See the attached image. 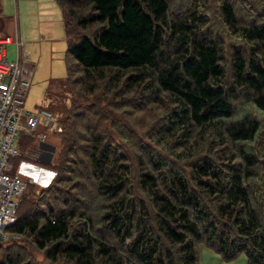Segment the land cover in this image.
Listing matches in <instances>:
<instances>
[{
  "label": "trees",
  "instance_id": "16d2710c",
  "mask_svg": "<svg viewBox=\"0 0 264 264\" xmlns=\"http://www.w3.org/2000/svg\"><path fill=\"white\" fill-rule=\"evenodd\" d=\"M54 1L63 19L66 78L73 60L85 91L102 81L123 88L138 85L154 97L163 92L171 105L164 131L183 129L186 143L193 131L199 136L212 131L211 138L221 142L213 148L216 155L192 160L186 174L151 156L152 165L139 169L133 184L126 182L132 173L129 158L92 133L87 177L110 201L99 226L83 212L23 194L18 216L6 230L27 235L33 250H43L48 258L73 264H197L199 242L226 259L244 252L250 264H264V199L260 194L263 202L256 203L250 192L264 158L248 148L262 124L249 113L233 118L232 101L241 95L264 111V19L239 23L230 2H222L225 24L247 41L245 50L232 48L227 77L220 41L197 34L194 16L168 19V0ZM27 135H21L22 148ZM62 137L66 151H74L70 135ZM54 189L45 186L47 193ZM132 195L140 200L133 203ZM1 245L0 264H33L26 251Z\"/></svg>",
  "mask_w": 264,
  "mask_h": 264
},
{
  "label": "rangeland",
  "instance_id": "374dc122",
  "mask_svg": "<svg viewBox=\"0 0 264 264\" xmlns=\"http://www.w3.org/2000/svg\"><path fill=\"white\" fill-rule=\"evenodd\" d=\"M223 1H228L233 6L239 23L264 19V0H168L167 18L194 16L197 20V34L210 35L220 41L223 65L229 77L230 52L234 46L247 49V41L242 34L229 29L225 24L221 14ZM20 12L21 36L31 52V62L34 65L32 81L23 106L27 110H34L40 105H46L58 119L53 130L48 128L47 122L33 134L27 135V138L24 139L23 136L27 145L22 148V144H19L16 159L12 160L13 168L32 177L23 193L29 194V199L41 198L47 200L52 207L57 204L56 208L72 209L77 214L83 212L90 218L89 223L99 226L100 215L110 201L96 192L91 186L94 185L93 178L87 177L86 161L89 145L93 142L90 139L92 133L102 137L104 145H110L116 152L120 150L129 158L130 161L126 162L131 164L132 173L126 182L132 181L133 184L138 178L139 169L150 168L152 165L149 161L151 156L164 160L175 170L179 169L186 174L189 172L187 166L192 160L200 155H216L217 151L213 148L221 141L211 138L212 131H207L203 136H199L198 131H193L191 139L186 143L182 139L183 129L172 133L163 130L170 114L168 108L171 107L165 93L160 92L159 97H154L145 95V91L138 85L123 88L122 84L117 86L102 81H99L92 92L85 91L81 81L77 79L82 71L73 60L69 78H66L63 54L67 46L63 19L54 0H20ZM9 13L12 15V11L9 10ZM74 28L75 25L72 29ZM5 50L7 57L14 60L15 44L7 43ZM232 101L233 118L249 113L262 124L260 134L251 143L252 146L247 147L251 152L258 153L259 159L264 158V111L257 110L241 95ZM67 120L70 123L66 126L64 123ZM72 122L78 127V131L73 130ZM37 132L45 134L42 140ZM61 134L70 135L74 151H66L67 145ZM225 148L224 146L218 150ZM229 150L231 149L228 148L226 152ZM49 183L55 189L47 193L45 186ZM251 183L250 192L255 202H263L260 194L264 199V167L258 169L257 176H254ZM133 195L129 200L137 203L140 198ZM29 213L30 211L26 212ZM76 217L80 218L79 215ZM5 233L0 240L3 249L14 246L21 252L26 251L33 264H73L64 259L52 260L39 248L33 250L34 245L27 235L15 234L9 230H5ZM114 241L111 240V243L114 244ZM196 248L197 264H250L244 252L226 259L205 242H199Z\"/></svg>",
  "mask_w": 264,
  "mask_h": 264
},
{
  "label": "built area",
  "instance_id": "2783aa9c",
  "mask_svg": "<svg viewBox=\"0 0 264 264\" xmlns=\"http://www.w3.org/2000/svg\"><path fill=\"white\" fill-rule=\"evenodd\" d=\"M12 41L10 36L0 37V240L6 235V227L15 222L19 200L32 179L13 169L11 163L10 158L18 154L21 135L33 134L47 122L50 130L56 125L55 114L48 106L24 108L34 66L7 57L5 45ZM44 135L37 132L41 140Z\"/></svg>",
  "mask_w": 264,
  "mask_h": 264
},
{
  "label": "crops",
  "instance_id": "0c3cea01",
  "mask_svg": "<svg viewBox=\"0 0 264 264\" xmlns=\"http://www.w3.org/2000/svg\"><path fill=\"white\" fill-rule=\"evenodd\" d=\"M9 10L12 11V15L9 13ZM20 13V0H0V37L10 36L12 38L13 41L11 43H14L16 46L14 60H25L33 65L31 62V52L24 44L21 36Z\"/></svg>",
  "mask_w": 264,
  "mask_h": 264
}]
</instances>
